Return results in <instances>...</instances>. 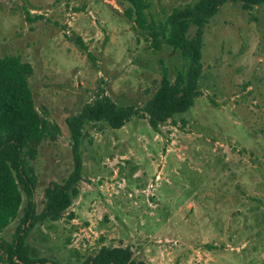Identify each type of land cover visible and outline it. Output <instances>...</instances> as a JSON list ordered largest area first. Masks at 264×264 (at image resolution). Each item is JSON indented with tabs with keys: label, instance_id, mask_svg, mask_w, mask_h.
<instances>
[{
	"label": "rangeland",
	"instance_id": "rangeland-1",
	"mask_svg": "<svg viewBox=\"0 0 264 264\" xmlns=\"http://www.w3.org/2000/svg\"><path fill=\"white\" fill-rule=\"evenodd\" d=\"M198 1L148 0L150 20L163 28L175 8ZM128 6L0 0V57L31 64L36 108L61 128L30 162L37 212L46 189L73 169L69 117L99 95L142 109L163 64L175 75L179 55L165 45L156 51L125 17ZM203 65L194 107L158 131L146 115L119 130L85 126L79 196L62 219L32 230L33 255L82 264L106 246L129 247L148 264H264V5L222 6L204 29ZM18 224L0 242H11Z\"/></svg>",
	"mask_w": 264,
	"mask_h": 264
},
{
	"label": "trees",
	"instance_id": "trees-1",
	"mask_svg": "<svg viewBox=\"0 0 264 264\" xmlns=\"http://www.w3.org/2000/svg\"><path fill=\"white\" fill-rule=\"evenodd\" d=\"M129 6L125 17L134 28L152 39L156 51L165 46L179 55L175 75L166 65L161 69V83L156 93L142 109L119 106L106 96L85 105L83 110L67 119L71 135L73 169L62 183H52L45 191V204L37 212L35 192L38 176L30 162L38 157L41 144L55 141L61 135L60 126L39 111L29 83L33 73L31 64L20 56L0 57V234L19 220L11 242H0V264H60L33 255L28 241L32 230L46 221H58L79 196L78 185L83 179L82 142L84 128L91 122H105L112 129L123 128L133 117L146 115L154 131L176 115L195 105L201 95L204 29L227 3H241L244 10L263 6L264 0H199L194 5L175 8L167 16L165 27H157L150 20L148 0H123ZM42 19V17L37 18ZM27 20L33 22L30 16ZM196 29L194 36L189 32ZM78 44L84 48L80 38ZM24 201H26L24 203ZM82 264H148L137 261L131 248L103 246Z\"/></svg>",
	"mask_w": 264,
	"mask_h": 264
}]
</instances>
